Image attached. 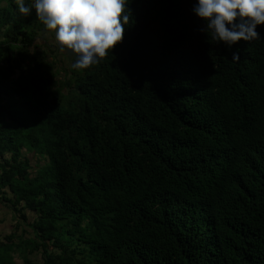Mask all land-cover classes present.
I'll return each mask as SVG.
<instances>
[{"label": "trees", "instance_id": "1", "mask_svg": "<svg viewBox=\"0 0 264 264\" xmlns=\"http://www.w3.org/2000/svg\"><path fill=\"white\" fill-rule=\"evenodd\" d=\"M196 3L128 0L122 43L62 78L0 0V200L35 215L0 264H264V26L229 48Z\"/></svg>", "mask_w": 264, "mask_h": 264}, {"label": "clouds", "instance_id": "2", "mask_svg": "<svg viewBox=\"0 0 264 264\" xmlns=\"http://www.w3.org/2000/svg\"><path fill=\"white\" fill-rule=\"evenodd\" d=\"M20 15L33 9L45 34L54 33L61 52H70L74 70H86L105 58L123 41L131 12L128 0H15ZM194 14L205 21L203 29L217 42L234 44L260 38L264 26V0H197ZM239 51L232 54L238 61Z\"/></svg>", "mask_w": 264, "mask_h": 264}, {"label": "rangeland", "instance_id": "3", "mask_svg": "<svg viewBox=\"0 0 264 264\" xmlns=\"http://www.w3.org/2000/svg\"><path fill=\"white\" fill-rule=\"evenodd\" d=\"M46 38H48L50 44H54L55 42L54 39H52L50 36H47ZM59 59L61 61L60 70L62 69L61 77L64 78L65 73L63 72V70L70 69L72 63L75 60V57L70 52L59 51ZM26 156L31 159L32 165L37 167L38 161L33 157L32 153L27 151ZM40 164H43L42 160L39 161V165ZM10 206H11L10 204L3 203V201L0 200V220L2 221L0 222V239H2L5 236H9L12 233H17V235L19 236L15 238V242L18 243L20 241L19 239L20 237L26 238L32 236L29 226L31 223H33V219L35 218V215L34 213L26 211L25 215L27 218L23 219L19 214L11 210ZM24 251L22 252V254L16 253L15 256L16 263L23 264L24 257H27L33 261L41 260V251L32 254L28 253V249H26V253H24Z\"/></svg>", "mask_w": 264, "mask_h": 264}]
</instances>
